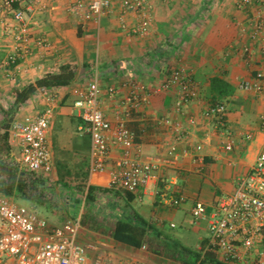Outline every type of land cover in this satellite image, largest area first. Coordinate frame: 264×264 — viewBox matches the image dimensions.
I'll return each instance as SVG.
<instances>
[{"label": "crops", "instance_id": "obj_1", "mask_svg": "<svg viewBox=\"0 0 264 264\" xmlns=\"http://www.w3.org/2000/svg\"><path fill=\"white\" fill-rule=\"evenodd\" d=\"M45 1L46 9L27 11L32 55L19 62L14 74L3 65L11 41L2 34L0 26V106L6 107L13 100L15 89L58 71L61 65H69L76 74L75 80L67 86L47 89L56 95L57 102L51 123L60 119L88 136L86 165L90 139L82 129L84 123L74 102L94 76L100 85V108L111 126L124 119L134 134L130 156L158 163L146 186L135 192L113 189L109 185L110 172L122 149L110 142L105 169L89 175L88 180V184L106 191H97L95 200L84 201L83 205L76 196L69 198L74 201L70 207L88 206L87 212L78 217L77 236L87 248L86 264H95L98 255L112 264H189L173 259V254L162 246L158 253L143 248L144 245L136 248L117 242L111 231L118 218L130 219L137 214L189 249L197 251L205 242L207 220L194 219L191 207L201 201L206 204L207 213L211 212L222 196L234 190L237 179L247 173L264 146V96L239 88L242 79L252 76L254 61L264 60V44L257 40L253 25L247 20V14L248 19L259 15L264 20V5L251 3L245 13L236 7L237 0H151L152 29L145 36H136L120 28L117 6L102 17L96 32L93 26L80 29L77 18L67 10L70 0ZM127 20L132 23L135 17L131 14ZM242 26H248V32L242 31ZM258 34L264 35V27ZM38 37L45 38L49 47L33 45V39ZM244 45L252 47V59L243 55ZM178 67L185 68L199 93L180 112L174 107V91H155ZM136 83L141 87L139 104L127 115L122 112L125 99ZM110 86L115 89L112 97L108 95ZM214 101L226 107L224 121L234 140L232 150L224 149L227 138L216 120L203 115ZM43 104L44 94L39 89L22 105L18 118L37 115ZM165 117L182 125V141H176L171 127L162 122ZM191 118L194 123H190ZM247 133L251 139L245 138ZM197 144L202 146L198 152ZM172 145L176 146L175 161L168 156ZM184 149L190 152L182 154ZM178 193L185 196V201L178 207L170 206L168 198ZM189 217L193 220L191 225L187 223ZM174 220L180 221L178 232L172 230L178 226ZM190 227L196 232L194 243L187 237Z\"/></svg>", "mask_w": 264, "mask_h": 264}, {"label": "built area", "instance_id": "obj_2", "mask_svg": "<svg viewBox=\"0 0 264 264\" xmlns=\"http://www.w3.org/2000/svg\"><path fill=\"white\" fill-rule=\"evenodd\" d=\"M254 2L264 5V0H237L236 7L248 13V5ZM114 6H117V20L122 30L136 36H145L151 31V0H70L67 10L77 18L80 29L87 30L93 26L97 32L102 17ZM46 7L45 0H0L1 31L11 41L3 65L12 74L18 71L20 61L32 55L27 11H41ZM131 14L135 17L132 23L127 20ZM251 17L248 19L247 14V20L251 21L254 28L253 34L264 44V35L258 34L264 27V20L259 15ZM241 29L248 32V26H242ZM33 45L48 48L49 42L38 37L33 39ZM241 51L247 60L252 59V47L244 45ZM254 62L256 67L252 76L242 79L239 88L264 96V60ZM133 87L135 89L125 99L122 110L127 115L139 104L141 87L137 83ZM41 91L44 94V104L40 112L35 116L16 118L12 122L9 136L18 150L22 165L30 171L47 174L53 168L48 132L57 102L55 94L47 89ZM155 91H174V107L177 112L199 96L196 83L183 67L173 69ZM114 93V87L110 86L108 95L112 97ZM74 106L79 109L84 123L82 129L90 139L89 175L93 176L105 169L111 142L122 149V155L110 172V187L135 192L146 186L153 178L158 163L152 160L139 161L130 156L134 134L124 119H119L115 127L111 126L100 108V85L97 76L88 82L85 91L75 100ZM225 113L226 107L220 101L210 102L203 111L205 117L216 120L222 134L226 135L224 149L232 150L234 140L225 124ZM261 120L264 134V117ZM162 122L171 127L176 141L184 139L185 131L179 122H173L168 117L163 118ZM190 123H194L193 118ZM251 137V134L245 135L247 140ZM201 148V144L195 146L197 152ZM189 152L184 149L182 154ZM168 156L171 161L176 160V146H170ZM184 201L185 196L182 193L168 198L172 207H178ZM190 212L196 220H207L208 235L198 249L201 257L207 252H213L223 261L234 264H248L249 258L253 263L264 264V252L261 249L264 236V146L247 173L237 179L234 190L222 196L211 212L207 213V206L201 201L194 203ZM79 228L78 218L66 219L61 225L49 224L32 208L0 195V264H86L87 248L77 239ZM95 264L112 262L104 261L98 255Z\"/></svg>", "mask_w": 264, "mask_h": 264}, {"label": "trees", "instance_id": "obj_3", "mask_svg": "<svg viewBox=\"0 0 264 264\" xmlns=\"http://www.w3.org/2000/svg\"><path fill=\"white\" fill-rule=\"evenodd\" d=\"M75 77L76 74L69 65H61L58 71L46 73L34 82L15 89L13 100L6 107H0L2 115L0 120V154L11 160V163L7 164L0 156V195L12 198L16 202L28 201L34 206L48 208L55 205L49 199L48 194L56 196L59 193L63 196L68 191L69 201V198L73 197L72 192L85 191L84 201L90 203L95 200L97 191H106L105 188L88 184L89 165L86 163L81 164L80 170L73 173L67 168H64V172L58 170L57 178L49 182L45 173L30 171L21 164L19 153L16 154L14 145L10 141L12 122L18 118V112L27 100L32 98L39 89H53L70 85ZM64 196L66 197V195ZM111 237L117 242L136 248L145 245L158 253L161 252L159 247L162 246L173 254L171 255L173 259L189 264H234L223 261L213 252H207L201 257L198 250L189 249L165 236L137 214H133L130 219L118 218L114 222ZM261 249L264 252V236Z\"/></svg>", "mask_w": 264, "mask_h": 264}, {"label": "rangeland", "instance_id": "obj_4", "mask_svg": "<svg viewBox=\"0 0 264 264\" xmlns=\"http://www.w3.org/2000/svg\"><path fill=\"white\" fill-rule=\"evenodd\" d=\"M1 107V106H0ZM1 108H0V120H1ZM72 124L68 122L56 120V122L51 123L49 132H48V145L52 153V171L45 174L47 180H55L57 178L58 170L64 172V168L69 169L72 173L80 170V165L85 163V149L87 147L88 136L83 132L74 130L75 128L71 127ZM76 136V139L74 138ZM16 154L18 150L13 146ZM3 162L9 164L11 160L4 155H1ZM18 156V155H17ZM89 180V178H88ZM88 182V181H87ZM66 195V197L64 196ZM63 196L57 193L56 196L48 194L51 202H54L53 207L44 208L37 206L28 201H17V203L24 205L25 207L32 208L33 211L44 219L49 224L61 225L66 219H75L82 217L83 214L87 212L88 206L84 208L83 202L85 199L84 192H72L71 195L76 196L80 199L81 204H76L75 207H70L71 203L74 201H68V196L70 195L68 191ZM84 208V210H83ZM65 211V212H64ZM178 225L176 228L172 229L174 232L180 230V221L174 220ZM193 220L191 217L187 218V223L192 224ZM191 228L190 234H188V239L190 243L195 239L196 232ZM194 243V241H193ZM200 247V246H199ZM251 260L249 258L248 264Z\"/></svg>", "mask_w": 264, "mask_h": 264}]
</instances>
